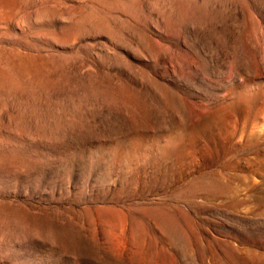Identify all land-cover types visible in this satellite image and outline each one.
I'll return each mask as SVG.
<instances>
[{
	"label": "rangeland",
	"instance_id": "1",
	"mask_svg": "<svg viewBox=\"0 0 264 264\" xmlns=\"http://www.w3.org/2000/svg\"><path fill=\"white\" fill-rule=\"evenodd\" d=\"M0 264H264V0H0Z\"/></svg>",
	"mask_w": 264,
	"mask_h": 264
}]
</instances>
